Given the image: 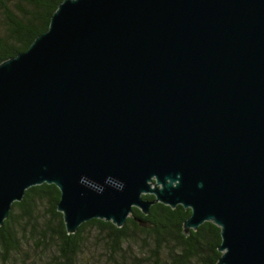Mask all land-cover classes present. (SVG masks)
I'll use <instances>...</instances> for the list:
<instances>
[{"label":"water","instance_id":"obj_1","mask_svg":"<svg viewBox=\"0 0 264 264\" xmlns=\"http://www.w3.org/2000/svg\"><path fill=\"white\" fill-rule=\"evenodd\" d=\"M43 183L69 233L181 204L264 264V0H63L0 62V225Z\"/></svg>","mask_w":264,"mask_h":264},{"label":"trees","instance_id":"obj_2","mask_svg":"<svg viewBox=\"0 0 264 264\" xmlns=\"http://www.w3.org/2000/svg\"><path fill=\"white\" fill-rule=\"evenodd\" d=\"M63 0H0V62L26 51ZM60 188L31 186L0 225V264H218L221 227L206 221L184 231L191 209L154 203L134 207L123 226L93 218L75 233L58 210ZM145 198L154 199L152 194Z\"/></svg>","mask_w":264,"mask_h":264}]
</instances>
